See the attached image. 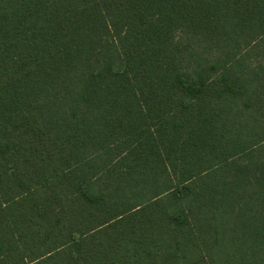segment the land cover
Returning <instances> with one entry per match:
<instances>
[{"label":"trees","instance_id":"trees-1","mask_svg":"<svg viewBox=\"0 0 264 264\" xmlns=\"http://www.w3.org/2000/svg\"><path fill=\"white\" fill-rule=\"evenodd\" d=\"M0 264H264V0H0Z\"/></svg>","mask_w":264,"mask_h":264}]
</instances>
